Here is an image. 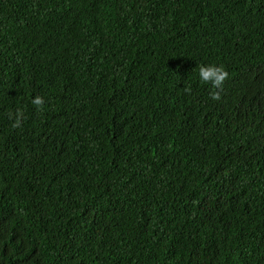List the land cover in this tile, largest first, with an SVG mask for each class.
Instances as JSON below:
<instances>
[{"label": "trees", "instance_id": "trees-1", "mask_svg": "<svg viewBox=\"0 0 264 264\" xmlns=\"http://www.w3.org/2000/svg\"><path fill=\"white\" fill-rule=\"evenodd\" d=\"M0 264H264V0H0Z\"/></svg>", "mask_w": 264, "mask_h": 264}, {"label": "clouds", "instance_id": "clouds-1", "mask_svg": "<svg viewBox=\"0 0 264 264\" xmlns=\"http://www.w3.org/2000/svg\"><path fill=\"white\" fill-rule=\"evenodd\" d=\"M228 73L224 70L222 66H216L212 64L200 65L198 69V78L199 80L206 85H211L213 89L220 90L223 87V82L227 79ZM188 91V89H186ZM210 97L212 100H220L219 91L210 92ZM31 103L36 106L37 109L42 108L45 101L41 96H35ZM9 120L12 121V127L16 128L20 126L22 119V113L19 111L8 113Z\"/></svg>", "mask_w": 264, "mask_h": 264}]
</instances>
